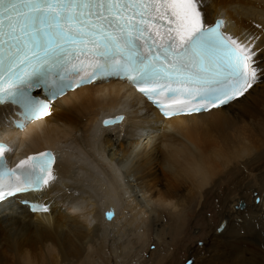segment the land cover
I'll list each match as a JSON object with an SVG mask.
<instances>
[{
  "label": "bare ground",
  "instance_id": "6f19581e",
  "mask_svg": "<svg viewBox=\"0 0 264 264\" xmlns=\"http://www.w3.org/2000/svg\"><path fill=\"white\" fill-rule=\"evenodd\" d=\"M206 14L209 23L224 17L237 37L264 40L256 28L264 27V0H208ZM259 58L264 62V53ZM119 112L122 125L102 126L105 115ZM0 129L15 140L19 157L47 148L60 157L58 181L36 196L51 203L46 221L19 204L0 211V264H144V254L156 257L157 237L185 230L187 217L211 207L209 195L227 224L219 232V224L208 223L204 249H192L196 264H264V228L254 226L264 224V202L239 212L234 197L264 192V172L246 183L240 175L264 167V82L222 109L170 119L129 85L100 82L57 99L44 120ZM227 174L233 186L220 193Z\"/></svg>",
  "mask_w": 264,
  "mask_h": 264
},
{
  "label": "snow or ice",
  "instance_id": "6c2138e0",
  "mask_svg": "<svg viewBox=\"0 0 264 264\" xmlns=\"http://www.w3.org/2000/svg\"><path fill=\"white\" fill-rule=\"evenodd\" d=\"M207 6L208 0H0V128L23 129L50 116L53 101L68 91L111 78L130 83L166 118L239 101L264 82V48L257 43L264 40L230 34L223 18L209 23ZM256 28L264 35V27ZM124 121L121 114L101 123ZM10 152L0 141V211L19 204L46 221L51 205L32 194L58 181L55 153L10 166ZM252 194L264 202V192ZM235 207L244 210L246 201Z\"/></svg>",
  "mask_w": 264,
  "mask_h": 264
},
{
  "label": "rangeland",
  "instance_id": "374dc122",
  "mask_svg": "<svg viewBox=\"0 0 264 264\" xmlns=\"http://www.w3.org/2000/svg\"><path fill=\"white\" fill-rule=\"evenodd\" d=\"M240 171H241L240 175H247L246 177H244V183H246L248 182L249 178L252 176V173L264 172V167L254 166L251 171L250 170L248 171V173L250 172V176H248V173H246L244 169H240ZM232 176L233 174L230 176L228 174L226 175L225 181L219 187L220 193H222L226 189L227 186H229V188L233 186V185L231 186L228 184L230 183V179H232ZM163 185H166L165 180H163ZM158 187L161 188L162 185ZM237 187H239V185ZM237 187L236 189H239ZM254 187H257V186H254ZM162 188L165 189V186H163ZM256 190L257 189L254 188L249 191L248 190L244 191L245 197L244 196L238 197L236 196L237 194L234 197L236 198L237 202H239L241 199L246 201L247 207H249L250 204L251 205L256 204L255 198L252 194ZM209 196L211 197L210 199L211 202H209V205H211V207H206V209H204L205 212L203 211V214H201L202 212L200 214L195 213L197 217L193 214L187 217L188 222H186L185 230L175 233L176 231H170V230H175V229L170 228V230H166L167 235H160L159 237L156 238L158 242L157 244L155 243V236L153 234L154 232L152 231V233L151 232L149 233V239L151 240V241L149 240L150 241L149 248L154 249L156 247L155 246L156 244L157 245L156 250L158 251L154 259H148L149 255L144 254L145 258L147 259L146 263L144 264H158L159 261H163L162 262L163 264H185V261L187 260H193L196 264L197 258L193 254L194 252L192 250L193 247L204 249L206 242H207L205 237L208 234L207 232L208 225H209L208 223L215 222V224L218 225L220 224V221L223 218V216L218 213V209L220 208V205L218 204L217 198L215 199L212 195H209ZM241 211L242 210H240L239 212ZM241 216L242 214H237V215L233 214L231 218L232 220L239 221L240 223L242 221ZM133 264H136L135 261Z\"/></svg>",
  "mask_w": 264,
  "mask_h": 264
},
{
  "label": "water",
  "instance_id": "95a60500",
  "mask_svg": "<svg viewBox=\"0 0 264 264\" xmlns=\"http://www.w3.org/2000/svg\"><path fill=\"white\" fill-rule=\"evenodd\" d=\"M108 212H114V215H115V211L113 210V209H111V210H109V211H106V213H105V216H106V218L107 219H109L108 217H107V213ZM110 220V219H109ZM225 222H227V218H224L221 222H220V224H222V223H225ZM219 224V225H220ZM227 224V223H226ZM226 227V226H225ZM219 232H221V231H219Z\"/></svg>",
  "mask_w": 264,
  "mask_h": 264
}]
</instances>
